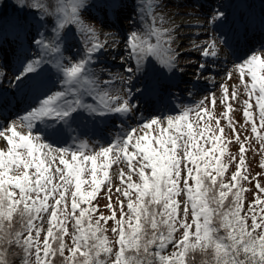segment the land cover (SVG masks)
Masks as SVG:
<instances>
[{
    "label": "snow or ice",
    "instance_id": "1",
    "mask_svg": "<svg viewBox=\"0 0 264 264\" xmlns=\"http://www.w3.org/2000/svg\"><path fill=\"white\" fill-rule=\"evenodd\" d=\"M224 17V12L217 11L213 19ZM66 19L50 30L37 29L31 43L41 54L26 60L16 76L17 82L25 78L35 81L33 103L26 115L20 117L28 134L17 133L15 126L5 129L0 125V137L6 131L11 132L5 144L7 152L0 151V264H8L3 252L5 245L23 250V264H53L57 256L62 258L61 264H185L186 254L195 249L212 257L208 264H264V184L261 183L264 177L258 174L259 178L250 180L246 170L241 171L247 137L240 139L231 119L227 127L235 133L241 147L236 170L227 182L225 172L236 156L221 159L223 148L214 150L221 137L215 131L205 136V142L212 145L205 149L197 145V138L203 134L194 133L190 123H179L186 121L189 112L203 109V101L196 109H184L179 117H165L164 121L148 119L142 125L144 136L134 137L132 133L136 129L121 126V131L108 140V146L97 142L90 148L80 140L83 136L103 135L109 126H116L115 118L139 112L141 99L158 95L160 82L152 76L157 69L141 61L145 56H158L172 69L175 60L167 53L175 50L170 47V36L163 39L169 34L157 32L155 44L134 42L135 33L131 34L128 52L134 62L126 66L122 61V66L129 74L128 82L136 77L137 81H145L143 87H136L135 91L129 87L127 97L108 96L103 107H93L80 99L70 100L68 95L84 83L100 87L99 80L89 78L94 77L92 66L104 44L92 43L82 53H74L79 57L74 62L64 58L62 63L59 58L44 54L45 50L48 53L71 50L68 35L60 32ZM39 23L43 28L44 22ZM87 31L94 35L93 29ZM237 40L239 36L235 33L221 37V42L230 48ZM210 47L215 48V43ZM215 55L207 49L202 52V57ZM204 70L205 65L201 64L198 71ZM237 70L242 81L246 75L251 81L244 83L249 99L243 101L244 124L240 127L247 125L245 131L250 129L264 148V60L252 54L240 60ZM228 76L231 77L230 72ZM111 83L103 82L105 88ZM62 84L69 86L57 90ZM222 87L223 102L231 108L227 104V87ZM94 90L89 88L88 94ZM19 95L17 92L16 96ZM236 95L233 91L232 96ZM8 103L0 93V105ZM141 119L145 118L141 115ZM36 122H40L39 126ZM163 123L167 127L158 133L159 139L148 140L152 126L160 127ZM218 130L223 132L222 128ZM169 131L172 134H163ZM13 137L19 142L14 143ZM121 161L128 171L119 169L120 186L115 189L118 206L113 207L108 169ZM29 169H34L31 175ZM85 175L90 179L82 178ZM133 175L138 177V182L133 180ZM252 181L256 191L245 206L244 185ZM85 184L87 188L82 187ZM102 187L108 193L106 208L110 215L98 212L92 203ZM181 193L183 198L177 199ZM14 218L19 228H13ZM109 221H112L111 238L107 234ZM66 236L70 244L66 243ZM169 245L173 250L166 252Z\"/></svg>",
    "mask_w": 264,
    "mask_h": 264
},
{
    "label": "rangeland",
    "instance_id": "2",
    "mask_svg": "<svg viewBox=\"0 0 264 264\" xmlns=\"http://www.w3.org/2000/svg\"><path fill=\"white\" fill-rule=\"evenodd\" d=\"M40 1H43L44 5L41 4ZM80 1L81 3L85 2V4L78 9L75 8V12L72 11L71 14L69 8L66 7L65 3L61 0H0L1 9L10 7L29 9L33 16L38 18L34 19L36 24H33L34 26L32 27H27L23 23L19 24L22 25L20 26V29L14 27L10 31L6 30V32H1L0 34V93H2L5 98L7 97V101H10L6 106L0 105V125L5 129L10 126H15V131L17 133H20L21 135L28 134V129L26 128L25 123L20 120V117L26 115V110H28L33 103L35 81L34 79L30 80L29 78H25L22 82H17L16 76L22 70L26 60L32 59L41 54V51L31 43L35 37L37 29H40L42 32L50 30L52 27L58 25L61 20L67 18L63 27L60 29V32L68 35L71 50L63 51L62 53H48L46 50L44 51L45 55H48L50 58L57 57L62 63L65 62L64 58L71 59L73 62L76 61L79 57L74 55V53H82L85 47L90 46L92 43L104 44L101 54L96 57L97 62L92 66L94 77L89 78L99 80L101 82L100 87L96 88L94 85L84 83L83 86H77L76 92L68 95V99L70 100L80 99L82 103L92 105L93 107H103V102H106L108 96L120 95L127 97V90L129 87H132L133 91H135L136 87H143V83L145 82L141 83L142 80L137 81L135 77H133L130 82L126 79L127 76L124 67L122 66V61L124 65L127 64V61L122 58L124 54L122 55L120 52L122 51L123 46L116 43V38L125 37L127 39L126 42L128 43L131 34L135 33L134 42L143 41L145 44H155L156 33L167 32L169 35L163 36V39H168L169 36L171 37L172 43L170 47L174 49L175 52L167 53V55L175 60L173 68L168 69L163 63L161 57L158 56H145L141 61L142 63L151 64L153 69H157V71L152 73V76L160 82L158 95L160 96L163 93L165 96L164 99L160 100V103H157L156 101L150 103L151 107L157 114L146 113L149 106L143 102L140 105L139 112H136L135 115H129L124 118H115L116 126H109L103 135L83 136L80 137V140L86 142L90 148L95 147L97 142L104 143L105 146H108V140L121 131V126L124 129H127L129 126L136 129V131L132 133L134 137L144 136L145 131L143 130L142 125L146 123L148 119L159 118L161 121H164L165 117H179L182 115L184 109H196L199 102L203 101V109L199 112H189L186 121L180 120L179 123L181 125H184L186 122L190 123L194 133L197 131L201 132L203 135L197 138V145H203L205 149L212 147L209 142H205V136H210L213 131H215L216 135L221 137V140L216 141L214 149L215 151H219L223 148L224 156H222L221 159L227 160L228 155L236 156V160L229 164L228 169L225 172V181L227 182L231 173L236 170L235 164L239 162L238 154L241 147V145L236 142L235 133H231L227 127L229 119L234 122L236 132L239 133L240 139L244 140L245 137H247V140L243 145L245 149V164L241 166V171L246 170L250 180L252 177H264V167H262V164H264V148H262L261 143L256 139L255 134L251 133L250 129L245 131V128H248L247 125H245V128L240 127L244 124L243 101L249 99L248 94L244 90V83L250 84V77L246 75L243 78V81L241 80L239 71L237 70V65L240 61L232 62L231 60L234 59L237 54L233 53V56L226 55L223 50V43L219 38V32H221L223 36L231 35L228 29L231 21L230 17H236L235 22L240 27V29L237 30L238 32L235 33L242 34L244 37L251 34L250 30L244 32V28H241V22L237 18V11L243 9L246 11L247 16L252 15L251 21V17L247 19L249 22L258 23L259 18L264 21V0H224L231 4V10L230 12L229 9L219 11L227 13V15H229L227 19H212L216 15V10H218L219 7L211 6V0H207V4L204 0H195L193 4L191 0ZM13 2L17 4L16 7ZM196 2H200V5H202V3L204 4L200 7ZM193 6L197 11L196 13H191L186 10ZM50 13L53 14L55 20H48ZM199 13H205L208 15L201 16ZM109 17H111V21L108 20ZM206 17L209 18V22H205L207 25L206 28L201 29L195 25H186L185 28L187 29H182L183 32H188L190 30L192 33L191 36L187 35L184 38H178L173 31L168 29V26H173L172 21L177 18L187 24ZM71 18L73 19L72 23L70 22ZM211 20L213 21L212 24ZM39 21L44 22L43 28H41ZM76 21H78V23ZM163 21H170L171 24L165 25ZM17 26L18 25H16V27ZM220 27L222 30H220ZM89 28L94 30V35L87 31ZM212 28H217L218 30L216 31V29L213 30ZM63 29H66V32L63 31ZM204 32H208L209 34ZM197 33L200 35H202V33L204 34L203 36H200L197 35ZM202 37L207 39L206 45L199 52V59H196L195 56H193L194 51L196 50L193 45L188 46L184 43L177 46L180 39L188 40L187 38L190 39L189 41L194 40L196 42L195 44L203 43L201 41L205 39ZM112 38L113 40L111 41ZM108 40L109 42L106 43ZM237 42L238 40L233 42V46H238ZM212 43H215V48L210 47ZM19 46H21L20 49H17ZM248 46L254 49L255 55L264 60V39L254 37L251 42H248ZM109 48H111V50H109ZM206 49L209 53L215 52L216 55L202 57V52ZM113 53H115V55ZM132 61L134 62V58ZM183 64L186 65L183 66ZM201 64L205 65L206 70L198 71ZM188 66H192V69L195 71L193 74H188V77L194 76V79H186V75L184 78L182 69L189 68ZM159 69H163V71L161 72ZM257 70L259 71V68ZM229 72L231 73L230 78L228 76ZM165 73H169V75L166 77V75H164ZM206 78L210 79L205 83L203 80ZM49 80H51L50 77ZM170 80L174 82L177 80L180 81L179 83L182 82L184 84L178 86L177 82L175 86H173L172 83H168ZM104 81H112V83L109 87L105 88L103 84ZM164 81L166 84L163 83ZM222 85L227 87V104L231 105V108H228L223 102L224 87H222ZM68 86L69 85L62 84L57 90L63 91ZM175 87H177L176 91L178 92V98L170 95V92L176 89ZM89 88L95 90L92 91L91 94H88ZM182 91L185 92L190 99H180V93ZM233 91L237 93L235 97L232 96ZM17 92H19V96H16ZM213 98H215V103H213ZM133 100L136 99L133 97ZM16 102H20L18 105L19 107H15ZM59 102L60 101H57V103ZM168 102L170 104V107L168 108L169 112L162 113L161 106H165ZM252 103L255 104L254 99ZM13 108H19V110L14 111ZM140 110L145 112L141 113ZM225 112L228 113L227 117L224 116ZM141 115L145 118L144 120L141 119ZM174 123H176V121H174ZM36 124L39 126L40 122H36ZM166 127V123L161 124L160 127L153 125L148 133V140H158V133L163 132V129ZM221 128L223 129V132L218 130ZM183 130L184 129L182 128L181 131ZM258 131L261 130L258 128ZM163 134L167 136L172 133L169 131ZM9 135H11V132L6 131L5 136L0 137V151H4L5 153L7 152L5 144L7 143V137ZM73 135H78V133H73ZM13 142L18 143L19 141L16 137H13ZM220 142L221 147L218 144ZM61 146L63 145H56V147ZM153 146H156L155 143ZM9 147H11V145H9ZM225 147L227 148L225 149ZM191 150L195 151V149ZM53 155H55V153H53ZM22 158L24 157L22 156ZM41 158L43 157L41 156ZM97 162L98 164L101 162L99 158ZM181 167L183 168V164ZM120 168H123L125 173H127L128 169L123 161L119 164H112L108 169L109 176L112 178L111 195L113 207L118 206L116 200L118 193H116L115 189L120 186ZM28 171L31 175L32 172H34V169H29ZM82 178L90 179L87 175ZM133 180L138 182V177L133 175ZM189 183H191V181H189ZM261 183L264 184V180H261ZM182 184L183 182L181 181V186ZM245 185L248 187L247 195L244 196V203L245 206H247L256 191L254 186L255 181H252V183H245ZM82 187L87 188L88 185L85 184ZM183 195L184 194L181 193V196L177 199H182ZM107 197L108 193L106 189L102 187L97 193L93 205L97 207L98 212L110 215V211L106 208L108 203ZM121 199L123 198L121 197ZM182 207L183 205H181V208ZM117 215H119L118 212ZM16 221L17 219L14 218L13 225ZM190 221L191 215H189V222ZM108 226L109 228L112 227V221L108 222ZM45 227H47V225H45ZM68 230L69 232L72 231L71 222L68 224ZM110 235L111 234H108V236ZM177 235H179V233H177ZM65 241L68 244L71 243L70 238L67 236L65 237ZM171 250L172 246L169 245L166 252H171ZM65 254H67V252ZM211 258L210 255H206L200 250L196 251L195 249L189 253L188 257L185 259V264H208ZM53 259V264H61L62 258L59 256L54 257Z\"/></svg>",
    "mask_w": 264,
    "mask_h": 264
},
{
    "label": "bare ground",
    "instance_id": "3",
    "mask_svg": "<svg viewBox=\"0 0 264 264\" xmlns=\"http://www.w3.org/2000/svg\"><path fill=\"white\" fill-rule=\"evenodd\" d=\"M195 0H191V2H192V4H193V2H194ZM207 1V0H206ZM239 5V4H238ZM237 5V6H238ZM219 7V9L218 10H216V11H219V10H228L229 9V12H230V10H231V4L230 3H228L227 1H224V0H215V2H214V7ZM184 10V9H183ZM188 12H191V13H196L197 11L195 10V8H194V6L193 7H189V9H186ZM227 12V11H226ZM201 16H205V15H208V14H203V13H199ZM215 14V13H214ZM228 15H227V13H225V17H227ZM212 18V17H211ZM213 19V18H212ZM107 20V19H106ZM108 20H110L111 21V17H109L108 18ZM209 20V18L208 17H206V18H204V19H199V20H195V21H193V22H191V23H184L182 20H180V19H174L173 21H172V23H173V26L172 27H169L168 26V29H170L171 31H173L174 33H175V36L176 37H180V38H184L185 36H187V35H189V36H191L192 35V33H191V31L189 30L188 32H183V30L182 29H187V28H185L186 27V25H189V26H191V25H195V26H198V27H200L201 29H203V28H206V24H205V22L207 21V22H209L208 21ZM212 20H211V24H212ZM103 23H105V22H103ZM163 23L165 24V25H170L171 24V22L169 21V22H165V21H163ZM253 24V23H252ZM213 30H215L214 28H212ZM170 31V32H171ZM209 32V31H208ZM208 32H204V33H207V34H209ZM204 33H202V35H200L199 33H197V35H200V36H203V34ZM239 36V42L241 43V44H243L244 43V41H245V39H243L242 38V36L241 35H238ZM203 39H205V40H202L201 42H203V43H198V44H195L196 42L193 40V41H189L190 39L189 38H187L188 40H184V39H180L179 41H178V44H177V46H180L181 44H186V45H188V46H190V45H193L194 46V48L196 49L195 51H194V55L193 56H195V58L196 59H199V52L203 49V47L206 45V39L207 38H204V37H202ZM117 40H116V43H118V44H121L122 46H123V48H122V51L120 52L122 55H123V59H125L126 61H127V66H132L133 65V61L131 60L130 61V59H129V52H128V43L126 42V38L125 37H123V38H116ZM113 40V38L111 39V41ZM115 40V39H114ZM187 41H189V42H187ZM109 42V40L108 41H106V43H108ZM223 46V45H222ZM223 48H224V46H223ZM109 50H111V48H109ZM239 50V49H238ZM114 55H115V53H113ZM250 55H252V52H250V53H246L244 56H243V58H246L247 56H250ZM240 61V60H239ZM186 64H183V66H185ZM189 68H184V69H182V72H183V74H184V78H185V75L187 76L186 77V79H194V76H190V77H188L189 75L188 74H193L195 71H194V69H192L193 67L192 66H188ZM209 69V68H208ZM126 73V76H127V78H128V73L127 72H125ZM126 78V79H127ZM136 78V77H135ZM133 79V78H132ZM210 78H206L205 80H203V82H207V80H209ZM136 80H137V78H136ZM144 82V80H142V82L141 83H143ZM175 84H176V82H174V85L173 86H175ZM130 86V85H129ZM183 86H185V85H183ZM176 89L175 90H173V91H171L170 92V95H172V96H176V98H178L179 96H178V93H177V87H175ZM156 96V97H155ZM155 96H152V97H149L147 100H143V99H141L142 100V103L143 102H145L146 103V105L147 106H149V108H148V110L146 111V113H149V114H157L154 110H153V108L151 107V105H150V103H152L156 98H159V99H164V94L162 93L160 96L159 95H155ZM135 99H137L136 97H134ZM150 110H151V112H153V113H151L150 112ZM141 111V113H144L145 111H142V110H140Z\"/></svg>",
    "mask_w": 264,
    "mask_h": 264
},
{
    "label": "trees",
    "instance_id": "4",
    "mask_svg": "<svg viewBox=\"0 0 264 264\" xmlns=\"http://www.w3.org/2000/svg\"><path fill=\"white\" fill-rule=\"evenodd\" d=\"M61 1L64 2L65 6L69 8V11L71 14H72L74 7L76 9H78L80 6H83L85 4V2L81 3L80 0L78 3H76L75 0H61ZM40 2H41V4L44 5L43 1H40ZM13 4L15 5V7L17 6L16 3L13 2ZM49 16H50V17H48L49 21L55 20L52 13H50ZM34 19H38V18L33 16V14L30 12L29 9L27 10V9L14 8V7L13 8L12 7L3 8V9L0 8V30H9L14 24L19 25V24H23V23L27 27H32V26H34L33 24H36V22H34L35 21ZM70 22L71 23L73 22L72 18L70 19ZM68 23H69V21H68ZM63 31L66 32V29H63ZM218 144L221 147V142ZM226 148L227 147H225V149ZM244 187H245L246 191L243 193V195L246 196L248 187H247V185H244ZM93 201H92V203H93ZM107 227L109 228L108 225H107ZM13 228H19L18 220L13 225ZM108 234H111V228H109ZM109 237L111 238V235ZM197 250H199V249H196V251ZM3 252L7 258L8 264H23L24 252L19 246L5 245L3 247ZM189 253H191V251ZM189 253L186 254L185 259L188 257ZM56 260H57V258H56Z\"/></svg>",
    "mask_w": 264,
    "mask_h": 264
}]
</instances>
